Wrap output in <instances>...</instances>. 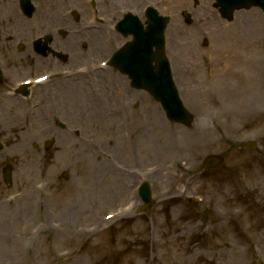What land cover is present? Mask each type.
Returning <instances> with one entry per match:
<instances>
[{
    "label": "rangeland",
    "instance_id": "obj_1",
    "mask_svg": "<svg viewBox=\"0 0 264 264\" xmlns=\"http://www.w3.org/2000/svg\"><path fill=\"white\" fill-rule=\"evenodd\" d=\"M171 14L165 36L177 47L174 53L167 48V54L175 66L188 67L183 76L176 72L180 84L190 91L192 79L199 77L203 88L212 86L203 102L190 107L186 92L176 83L195 117L191 127L168 125L164 118L163 127L143 123L150 105L160 115L162 111L142 92L138 95L146 98L145 103L141 105L139 97L137 109L129 108L122 98L125 88L123 95L117 92L127 106L119 117L97 113L87 119L73 114L68 129L58 131L47 128L49 123L55 118L70 120L64 110L61 118L48 107L41 115L47 124L44 130L31 124L4 128L0 173L9 165L12 185L7 189L0 181V235L7 240L0 241V264H264V162L251 149L227 144L251 141L264 152V72L260 82L254 80L256 63L260 61L264 69L263 15L252 9L236 13L232 24L217 20L213 47L211 33L200 45L193 42L204 13H190L193 29H186L181 13ZM239 17L248 21L249 31L237 29ZM191 43L196 45L188 49ZM198 47L201 55L195 52ZM102 53L96 63L110 52ZM211 72L218 75L208 78ZM97 76L99 84L101 76L110 81V73ZM114 84L109 92H114ZM95 85L96 93L104 91L101 84L97 87V79ZM249 94L254 95L253 104L241 106ZM61 97V103L70 106V97ZM36 135L55 139L44 156L31 147L40 142L34 140ZM167 138L173 146L169 154L161 155L154 149ZM220 153H225L220 169L199 171L205 156ZM110 162L115 166L109 168ZM157 162L169 165L156 179L154 175L148 179L146 168ZM108 173L126 176L127 193L113 190L115 178ZM141 181L151 189L154 204L148 208L138 200ZM187 198L197 205L188 206ZM24 206L29 210L18 218L16 212ZM113 212L119 216L112 223L109 219V224L94 226L117 215ZM62 220L74 223L75 236L61 232ZM18 225L29 227L28 237H33L19 256L12 253L10 241L21 233Z\"/></svg>",
    "mask_w": 264,
    "mask_h": 264
},
{
    "label": "flooded vegetation",
    "instance_id": "obj_2",
    "mask_svg": "<svg viewBox=\"0 0 264 264\" xmlns=\"http://www.w3.org/2000/svg\"><path fill=\"white\" fill-rule=\"evenodd\" d=\"M27 1L23 8L20 0H0V113L27 111L36 118L48 107L67 111L57 105L61 88L68 90L79 76L85 78L77 70L88 69L95 59L93 33L101 29L79 25L64 13H100L112 26L121 15L138 13V0H96V5L89 0ZM41 74L48 78L34 84ZM25 80L30 82L26 86Z\"/></svg>",
    "mask_w": 264,
    "mask_h": 264
},
{
    "label": "water",
    "instance_id": "obj_3",
    "mask_svg": "<svg viewBox=\"0 0 264 264\" xmlns=\"http://www.w3.org/2000/svg\"><path fill=\"white\" fill-rule=\"evenodd\" d=\"M260 1L262 0H240L239 3L233 4L232 6H228L226 5V2L224 0H218V4L221 6L222 11L227 12L226 15L229 16V12L233 8H238L241 6L244 7V6H249V5H256V4L259 5ZM262 8L264 9V6ZM147 15L149 17L147 32L140 33V36H138V46L141 47V44L143 42L144 43L147 42L148 44L149 41H146V40L149 37H147L146 35L151 34L152 32V35H154V38H155V43H153V45L155 46L156 44V53L152 54L151 48L147 45H146L147 50L143 49V54L145 53L143 57H145L146 60H144V62L142 63L143 71L141 72V74L139 73L141 71L140 66L142 62L141 60L142 54H138V63L136 65L134 62H129V63L126 62V58L127 59L129 58L130 53H133L134 49L130 50V52L129 50L128 51L125 50L121 54V55L126 54V56L123 58L124 62L126 63L121 62L119 63L121 65H118V66L121 67L122 72H126V64H127V68L131 72L130 77L132 81L135 80L134 82L137 85V87L139 86L140 88H145L149 90L157 99L159 98L160 100H162L163 105L166 109L167 115L170 116L172 120L186 122L188 120V117L186 116V113L181 108L177 100L175 91L172 88V85L169 81L166 68L163 67L164 64L160 65L163 61L161 52H162V31H163L164 21L163 19L156 18L157 15L155 13H150V14L147 13ZM138 31L141 32L140 26H138ZM139 49L140 48H138V52H139ZM123 60L121 59V61ZM152 60H155L156 62L155 71H153V68L150 69L151 67L150 63ZM147 66H150L149 69L147 68ZM132 72L134 73V75L136 74L137 78L134 79V75H132ZM143 197H144V200H147L146 191H143Z\"/></svg>",
    "mask_w": 264,
    "mask_h": 264
},
{
    "label": "bare ground",
    "instance_id": "obj_4",
    "mask_svg": "<svg viewBox=\"0 0 264 264\" xmlns=\"http://www.w3.org/2000/svg\"><path fill=\"white\" fill-rule=\"evenodd\" d=\"M207 17H212V13H209V15ZM207 17H206V15L204 13V15L202 17V20L203 21H206V18ZM241 18H244V17H241ZM241 18L239 17L238 18L239 20H237V25H236L237 29L238 30H243V28H244V30L249 31L247 29V27H248V21H245L244 19H241ZM206 26H207V23H204L202 27L204 28ZM210 27L211 28H209V30L212 32L211 35H210L211 36V43H210V45L214 47L215 44L217 43L216 38L214 37V35L219 33V27L216 24V22H215V26L214 27L213 26H210ZM200 33L202 34V32H200ZM200 33H199V36H200ZM199 36H196L194 34L193 35V42H197V40L199 39ZM172 45H175V44L172 42ZM192 45H196V44L195 43H191V46L189 44L188 49H191L192 48ZM195 52H197L198 55H201L200 54V48L199 47L195 49ZM191 53H193V52H191ZM190 67H193V66L190 65ZM254 67H258V68H254V70L256 72L254 80L255 81H259L260 74L262 72H264V69L262 68V64H261L260 61L258 63H256V65ZM184 68H185V66L182 65V70L183 71H184ZM174 69L177 70L176 67H174ZM178 70H179V68H178ZM213 71H215V70H213ZM180 73L182 75L183 72H180V70H179V75H180ZM214 75L216 76V75H218V73H216V72L212 73L211 72L210 75L208 76V78L209 77H213ZM262 86L264 87V82H262ZM205 87L203 89L200 87L201 89H199V91L200 90L202 91V92H200V94L204 95V94H206V91L207 90L209 91V90L212 89L211 84L210 85L207 84V86H205ZM211 93H212V91L210 92V94ZM80 95L81 94H79V96ZM200 97H202V96L200 95ZM78 98H79L80 101H83L84 99L86 100L88 98V96H87V94H85L84 97H78ZM187 98H189L190 100H192V96L191 95H189V97H187ZM253 98H254V95L253 94L246 95V99L242 100V103H241L242 105L241 106H244V105H247V104L252 105L253 104ZM189 104H191V102H188L187 103V105H189ZM244 107H246V106H244ZM154 118L155 117L153 116V119ZM159 143H160V145H158L157 147H155L154 150L157 153L158 152H161V155L166 154V153L169 154V151H167V150H171V148L173 146L172 143H171V141L168 140V139L167 140L165 139V140H161ZM165 143L168 144V145L167 146H164ZM167 165H169V162H166V163L159 162L158 164H156L154 166L153 174L150 175V177H152L154 175V178L156 179L158 175L160 176L166 170L165 167ZM108 166H109V168L110 167H114L115 164L113 162H110L108 164ZM108 174H110V173H108ZM108 177L115 178V181L113 183V184H115L113 190L118 189L117 191H120L121 193H127V190H129V188H128V182L126 180L127 178H125L126 177L125 175L120 174V173H115V174L108 175ZM28 206H24L21 211L19 210L18 212H16V214L19 215L18 218L22 217V215H24V214H27V211L29 210L28 209ZM118 216H119V214L116 217H118ZM116 217H113L112 220H110L108 222H111L112 223L113 220ZM17 221H18V219H17ZM108 222L107 221H102V220L100 221L99 220V221H96L95 222V225L94 226L95 227L96 226H99L100 227L104 223L109 224ZM20 224H22L21 220H20ZM24 227L25 228H21V226H20V228H19V225H18L17 226V230H18V232L21 230V233L19 234V233L16 232L15 233V236L12 237V239L10 240L11 241V250H12V253L14 255H17V256H19V253H21L25 247L30 246L33 243V237L32 236L30 238L28 237V233L27 232L30 231L29 227H27V226H24ZM60 228H61V232L62 233H66L68 236H75L76 235V229L74 228V223L72 221H70V220H66V221L65 220H62V222L60 224ZM2 230H3V226L0 225V232ZM3 238H4L3 235L2 236L0 235V241L1 240H4L6 242L7 240L6 239H3Z\"/></svg>",
    "mask_w": 264,
    "mask_h": 264
}]
</instances>
